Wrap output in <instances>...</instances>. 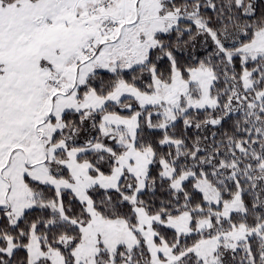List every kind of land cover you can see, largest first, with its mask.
Wrapping results in <instances>:
<instances>
[{
  "label": "snow or ice",
  "instance_id": "1",
  "mask_svg": "<svg viewBox=\"0 0 264 264\" xmlns=\"http://www.w3.org/2000/svg\"><path fill=\"white\" fill-rule=\"evenodd\" d=\"M0 264H264V0H0Z\"/></svg>",
  "mask_w": 264,
  "mask_h": 264
}]
</instances>
